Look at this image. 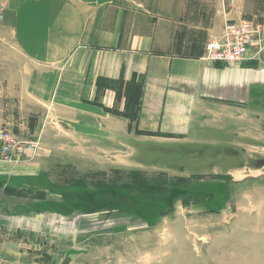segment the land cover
<instances>
[{
	"label": "rangeland",
	"instance_id": "1",
	"mask_svg": "<svg viewBox=\"0 0 264 264\" xmlns=\"http://www.w3.org/2000/svg\"><path fill=\"white\" fill-rule=\"evenodd\" d=\"M165 1L121 0L146 15ZM245 3V18L228 23L264 20V0ZM207 32L188 51H205L222 31L209 40L215 30ZM1 38L0 148L6 132L23 152L12 148L11 160L0 153L6 176L0 177V203L32 224L30 235H13L14 255L39 264H264V104L225 129L210 124L197 142L164 144L125 116H139L141 81L100 80L119 91L113 113L128 118L131 131L91 141L44 136L49 109L23 87L10 88L23 82V61ZM9 166L45 168L46 185L18 194L32 185H22L21 173ZM39 173L30 175L35 180Z\"/></svg>",
	"mask_w": 264,
	"mask_h": 264
},
{
	"label": "crops",
	"instance_id": "2",
	"mask_svg": "<svg viewBox=\"0 0 264 264\" xmlns=\"http://www.w3.org/2000/svg\"><path fill=\"white\" fill-rule=\"evenodd\" d=\"M217 2L215 21L213 0L165 1L156 15L129 11L121 0H3L0 37L14 44L23 61V82L14 81L10 88L23 87L29 99L49 109L44 136L91 141L131 131L129 119L113 113L119 91L111 83L101 86L100 80L139 79L135 127L159 143L199 141L200 131L210 124L225 129L256 104H264V48L242 64L203 60L202 48L188 51L197 35L205 40L203 35L215 30L209 40L228 20L245 18V0ZM16 169L22 185H32L27 186L30 192L46 185L45 168H39L35 180L30 174L38 172ZM8 208L0 203V264H39L36 258L13 254V235L18 230L30 235L32 224L19 221L25 213Z\"/></svg>",
	"mask_w": 264,
	"mask_h": 264
},
{
	"label": "built area",
	"instance_id": "3",
	"mask_svg": "<svg viewBox=\"0 0 264 264\" xmlns=\"http://www.w3.org/2000/svg\"><path fill=\"white\" fill-rule=\"evenodd\" d=\"M4 17L5 8L0 6V23ZM263 48V25L259 21L227 22L222 32L209 40L203 59L226 64H242L256 59ZM2 141L0 153L7 160L12 158V148L23 152V148L9 133H2Z\"/></svg>",
	"mask_w": 264,
	"mask_h": 264
},
{
	"label": "trees",
	"instance_id": "4",
	"mask_svg": "<svg viewBox=\"0 0 264 264\" xmlns=\"http://www.w3.org/2000/svg\"><path fill=\"white\" fill-rule=\"evenodd\" d=\"M102 80H107V79L103 78ZM107 81H110V82L113 81V82H115V80H107ZM139 102H140V100H139ZM138 106H139V103H138ZM139 108H140V107H139ZM114 112H115V111H114ZM125 116L128 117V118H131L133 121H136V120L138 119V117H139V116H138V113H137V114H134V115H133V114H127V113H126ZM140 132H141V131H140ZM144 133H148V132H144ZM7 190H8V191H11L10 189H7ZM23 190H24V189H22V191H20V192H17V191H16V192H17L18 194H22V195H24L26 192H30L29 190H26V189H25L24 191H23ZM184 193H185V191H184Z\"/></svg>",
	"mask_w": 264,
	"mask_h": 264
}]
</instances>
